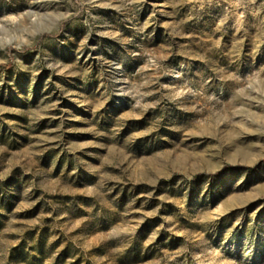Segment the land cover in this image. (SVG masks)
<instances>
[{
    "label": "rangeland",
    "instance_id": "1",
    "mask_svg": "<svg viewBox=\"0 0 264 264\" xmlns=\"http://www.w3.org/2000/svg\"><path fill=\"white\" fill-rule=\"evenodd\" d=\"M0 64V264H264V0H0Z\"/></svg>",
    "mask_w": 264,
    "mask_h": 264
},
{
    "label": "trees",
    "instance_id": "2",
    "mask_svg": "<svg viewBox=\"0 0 264 264\" xmlns=\"http://www.w3.org/2000/svg\"><path fill=\"white\" fill-rule=\"evenodd\" d=\"M9 69H11V67L9 65H7V64H0V70L1 71H7ZM231 168L232 167L227 166V167H225L224 171H227V170H229ZM246 168H247V170H254L253 167H246ZM220 174H222V173L219 172V173L215 174V176L220 175ZM208 178H210V175L205 174V173H201V174H198L194 180H196V181H198V180H206Z\"/></svg>",
    "mask_w": 264,
    "mask_h": 264
}]
</instances>
